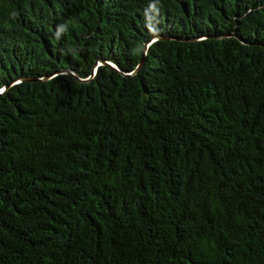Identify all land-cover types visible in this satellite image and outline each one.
<instances>
[{
  "label": "trees",
  "instance_id": "obj_1",
  "mask_svg": "<svg viewBox=\"0 0 264 264\" xmlns=\"http://www.w3.org/2000/svg\"><path fill=\"white\" fill-rule=\"evenodd\" d=\"M0 264H264V0H0Z\"/></svg>",
  "mask_w": 264,
  "mask_h": 264
},
{
  "label": "water",
  "instance_id": "obj_2",
  "mask_svg": "<svg viewBox=\"0 0 264 264\" xmlns=\"http://www.w3.org/2000/svg\"><path fill=\"white\" fill-rule=\"evenodd\" d=\"M143 63H144V61L141 63V65H142ZM105 64H107V63H105ZM107 65H110V64H107ZM141 65H140V66H141ZM110 66H111V65H110Z\"/></svg>",
  "mask_w": 264,
  "mask_h": 264
}]
</instances>
